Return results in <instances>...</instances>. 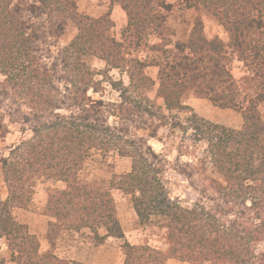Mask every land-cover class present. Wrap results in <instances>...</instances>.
<instances>
[{"label":"trees","instance_id":"obj_1","mask_svg":"<svg viewBox=\"0 0 264 264\" xmlns=\"http://www.w3.org/2000/svg\"><path fill=\"white\" fill-rule=\"evenodd\" d=\"M181 1L216 19L229 42L218 35L206 36L199 15L189 37L174 41L175 31L168 22L171 0H111V7L119 4L127 14L124 39L134 38L137 46L151 35L159 39L149 46L159 52L152 64L160 67L162 107L145 92L155 83L145 71L146 61L131 56L125 41L111 34L115 22L110 11L93 17L79 12L76 0H0V124L9 116L23 124V131L32 132L8 155H0L9 189L8 197L0 198V248L5 239L16 264H70L53 252H41L38 237L13 214L15 206L28 201L41 177L67 185L50 194L49 214L61 225L76 220L80 227L92 228L91 222L100 223L106 229L100 243L125 236L112 188L132 196L141 223L157 219L166 227L167 251L127 242V264L141 260L139 252L156 257L158 264L170 259L186 264H256L251 243L264 238V117L259 110L264 100V0ZM69 21L77 25L78 33L59 46ZM230 52L248 69L241 79L231 72ZM93 58L128 75L126 84L106 72L120 90L119 102L108 104L89 93L97 91L101 82L97 76L103 74L90 63ZM188 91L217 106L241 109L243 127L202 117L186 103ZM175 109L188 115L182 120L173 114ZM111 116L117 117L114 124L109 122ZM155 122L151 137L170 125L191 142H206L207 157L223 177L206 178L223 200L218 203L222 215L230 212L231 203L245 208L222 222L217 210L203 200L193 207L174 201L162 178L166 159L145 138L131 133L132 123L142 128ZM93 149L131 157L132 169L109 185L86 181L81 172Z\"/></svg>","mask_w":264,"mask_h":264},{"label":"rangeland","instance_id":"obj_2","mask_svg":"<svg viewBox=\"0 0 264 264\" xmlns=\"http://www.w3.org/2000/svg\"><path fill=\"white\" fill-rule=\"evenodd\" d=\"M78 10L81 13L88 14L93 17H98L111 13V0H85L79 2ZM97 1V2H96ZM174 4L172 11L169 14V25L174 29V41L186 40L193 28L194 19L196 16H202L204 19V32L209 38L215 35L220 36L225 43L229 42V35L224 27L214 18L207 13H202L193 8L184 6L181 0H171ZM101 6L107 4L105 12L100 14L97 11L88 8ZM110 3V4H109ZM109 9V10H108ZM112 19L121 21L126 19V23L118 26L115 22L111 30V34L118 40H124L126 50L131 56L139 57L146 61L148 66L145 68L147 75L154 81V85L150 86L151 89L145 90L147 95L158 106L165 107V101L159 93V70L158 65L152 64L159 56V52L150 48V44L158 42L156 36L151 35L143 39L142 45L137 46L133 43L134 38L124 39L123 31L127 25V14L125 11L121 13L116 12ZM124 17V18H123ZM77 25L69 21L66 32L59 38L58 44L65 45L70 42L78 33ZM147 41L149 43H147ZM230 68L231 72L237 79H241L244 75L248 74V69L243 61H241L237 54L230 52ZM90 63L95 69L103 71V74L97 76L101 80L96 85L97 91H90L89 93L95 99H103L108 104H114L121 100L120 90L111 84L107 77L109 74L116 82L123 81L129 83V77L126 73L121 72L119 69L108 68L106 62L99 58H93ZM108 71V74L106 73ZM2 79V76H0ZM120 86V85H118ZM184 98L186 103L194 107L196 112L202 117L209 119L213 122L227 125L228 127L241 129L244 125L243 112L239 108H224L215 105L208 98H200L193 91H188ZM110 109V107H108ZM259 110L264 117V100L259 103ZM0 113H2L0 111ZM3 114V113H2ZM173 114L180 115L184 120L188 115L186 111L173 110ZM9 116H4L2 119L3 124H0V155L5 153L8 155L11 148L25 139L32 136L30 130L23 131V124L10 120ZM136 119L141 120L136 117ZM117 120L116 116H111L109 122L114 124ZM136 122H134V125ZM154 125H145L142 128H131V133L137 137L145 138L155 151L161 154L166 159V167L162 173L163 182L166 187V192L174 200L179 202L184 207H193L196 203L203 200L204 204L213 210H217V215L222 218V222H228L226 219L234 217L238 210L245 207L235 203L228 204L229 211L222 215V211L218 209V203L222 202L220 194L210 188V182L206 180L207 177L222 180L223 177L215 170L214 165L207 157L206 142L195 143L188 139L183 138V133L179 128L173 131L170 125L162 126L157 130V136L151 137L149 134L155 129ZM199 159L202 161L199 163ZM133 161L129 156H122L115 150L101 151L93 149L89 157L84 162L81 178L91 182H104L109 185L117 175L127 173L132 169ZM187 171V174L184 173ZM66 183L62 180L53 178L41 177L36 180L33 186V191L29 195L28 201L24 204H19L13 208V214L16 219L24 224H27L30 232L34 233L40 242L41 252H53L60 258L65 259L70 264H127L126 252L124 244L129 242L132 245L140 247L149 245L152 248L160 251H167L169 243L165 238L167 235L166 227L161 226L159 220L149 221L146 224L141 223L132 203V196L121 188H112L111 193L115 199L117 214L120 223L125 232V236L107 237L102 243L99 237L106 233V229L97 222H91V227H80L75 222L76 220L64 222L57 220L48 209V202L50 194L56 189H65ZM206 192H203L204 189ZM9 195L8 185L4 178L3 169L0 166V198L6 199ZM209 196V197H208ZM211 198H216L212 201ZM60 225L61 228H58ZM62 227H67L63 229ZM258 256V259H253L256 264H264V238L253 240L251 243V251ZM248 254L249 252L246 251ZM250 254V253H249ZM11 250L5 239H2L0 248V260H4L5 264H16L12 261ZM141 260L132 264H158L156 257L148 258L147 252L142 255L139 252ZM142 256V257H141ZM258 260V261H257ZM166 264H186L177 259H170ZM206 264H211L210 262Z\"/></svg>","mask_w":264,"mask_h":264},{"label":"crops","instance_id":"obj_3","mask_svg":"<svg viewBox=\"0 0 264 264\" xmlns=\"http://www.w3.org/2000/svg\"><path fill=\"white\" fill-rule=\"evenodd\" d=\"M81 1H85V0H79V2H81ZM96 2H97V1H96ZM108 2H110V0H109ZM109 4H110V3H109ZM96 5H97V3H95V7H91L90 5H88V6H89V8H88V12H89L90 10H94V11L99 12L100 14H103V13L105 12V8H107V4H104V5H101V6H97V7H96ZM108 10H109V9H108ZM122 11H124V10H123V8L121 7V5H119V4H114V5L112 6V9H111L112 16H114L116 12L121 13ZM123 18H124V17H123ZM115 22L117 23L118 26H122L123 24L126 23V19L124 18V20L121 19V21H118V20H117V21H115Z\"/></svg>","mask_w":264,"mask_h":264}]
</instances>
